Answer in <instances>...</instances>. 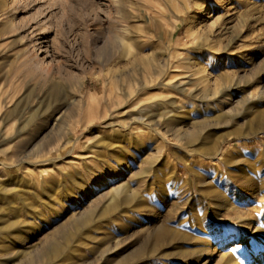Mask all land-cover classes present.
Masks as SVG:
<instances>
[{
	"label": "rangeland",
	"instance_id": "1",
	"mask_svg": "<svg viewBox=\"0 0 264 264\" xmlns=\"http://www.w3.org/2000/svg\"><path fill=\"white\" fill-rule=\"evenodd\" d=\"M263 84L264 0H0V264H264Z\"/></svg>",
	"mask_w": 264,
	"mask_h": 264
},
{
	"label": "bare ground",
	"instance_id": "2",
	"mask_svg": "<svg viewBox=\"0 0 264 264\" xmlns=\"http://www.w3.org/2000/svg\"><path fill=\"white\" fill-rule=\"evenodd\" d=\"M134 61H136V60H134ZM189 67V66H188ZM191 67V66H190ZM197 69H199V68H197ZM193 71H195L194 70V68L192 69ZM196 72V71H195ZM195 75V73H191V75ZM192 78L189 76V75H187V79L186 80H184V82L183 83H188L190 80H191ZM181 84V82H177V84H176V86H174L175 88H177V89H179V90H184L186 87L185 86H183V85H180ZM263 86H264V84H263ZM53 88H54V86H53ZM204 88V87H203ZM229 88H232V85L230 86H228V87H226L225 89L228 91L229 90ZM57 89H59V87H56V90H55V92H57ZM202 89H200L199 91H201ZM264 90H261V92H263ZM59 92V91H58ZM57 92V93H58ZM65 94V93H64ZM63 94V90H62V94L61 95H58L57 96V100L60 102L61 100H63L64 98L62 97V95H64ZM202 97H204V94H203V96ZM56 100V99H55ZM91 99H89V101H90ZM58 103V102H57ZM15 110V109H14ZM17 111V110H16ZM12 114L14 115V113L12 112ZM12 114H11V112H10V114H8V116L9 115H11L12 116ZM41 114V113H40ZM39 115V114H38ZM37 115V116H38ZM20 116H21V113H20ZM41 116H42V114H41ZM19 117V116H18ZM36 118V117H35ZM259 118H260V120H261V126L262 127H264V111L263 112H261L260 114H259ZM2 119V118H1ZM8 120V119H7ZM21 121V120H20ZM112 124V123H111ZM21 132V130L20 129H18L17 131H16V134H19ZM120 166H125V164L123 163V162H119L118 163ZM112 166V165H111ZM110 168H112V167H110ZM113 169V168H112ZM115 169V168H114ZM110 170V169H109ZM118 171L115 169V170H112V171H110V175H114L115 173H117ZM114 192H116V193H118V194H121L122 193V196L118 199V200H116L115 201V197H111L110 198V203H109V205H108V207H106L105 209H102V210H100L99 211V215H100V217H102V218H106V217H108L109 215L108 214H110L111 212H113V211H115V210H118L119 209V205H121L122 206V208L123 209H125V208H127V206H128V203H130V202H132V201H134V204L135 205H138L139 203L141 204L142 202H138V201H136L135 200V195H134V193L133 192H131V190H130V188L128 187V186H124V187H122V188H120V189H117V190H115ZM143 205V204H142ZM140 206V205H139ZM122 210V209H121ZM92 213L91 212H86V213H84L83 214V216H81L80 218H78V219H76L74 222H73V226H76V225H79V226H81V227H86V226H88L89 224H91V221H92ZM4 228H6V227H4ZM4 228H0V232L4 229ZM170 234V231L166 228V227H159V228H157V230L155 231V233L153 234V238H154V240H156V241H162L164 238H165V236L166 235H169ZM171 236H173V235H171ZM16 238V237H15ZM104 241V240H103ZM103 241H100V243L101 242H103ZM99 242V241H98ZM68 244H70V243H68L67 242V246L69 247L70 245H68ZM144 247H142V246H140L138 249L136 248L135 249V251L133 252V253H130V255H132L133 256V259H137V258H139L141 255H142V249H143ZM67 249L66 248H61V246H60V243H56V242H54V243H50V244H48V245H46L45 246V251H44V255L45 256H47L48 258L49 257H52V256H54V255H56V254H58V253H61V252H67L66 251ZM152 251L153 250H150L148 253H152ZM65 253H63V257H65L66 256V254ZM109 260H110V258L108 259V260H106V261H108L109 262ZM104 261V260H103ZM129 260L128 259H125V257L124 258H122L121 257V259L119 258V260L117 259V261L116 262H114V263H112V264H126L127 262H128ZM47 262H49V261H47Z\"/></svg>",
	"mask_w": 264,
	"mask_h": 264
}]
</instances>
